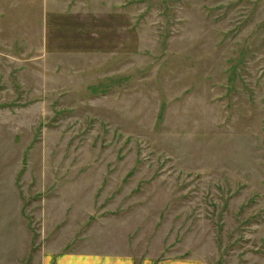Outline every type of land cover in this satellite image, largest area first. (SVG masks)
<instances>
[{"label": "rangeland", "instance_id": "1", "mask_svg": "<svg viewBox=\"0 0 264 264\" xmlns=\"http://www.w3.org/2000/svg\"><path fill=\"white\" fill-rule=\"evenodd\" d=\"M49 253L264 264V0H0V264Z\"/></svg>", "mask_w": 264, "mask_h": 264}, {"label": "crops", "instance_id": "2", "mask_svg": "<svg viewBox=\"0 0 264 264\" xmlns=\"http://www.w3.org/2000/svg\"><path fill=\"white\" fill-rule=\"evenodd\" d=\"M64 254H65L64 256L60 257L59 256L60 254L49 253L44 258V264H69L67 262L68 259H69L68 261H70V264H73V258L72 257L69 258L68 256L70 253L68 254L64 253ZM102 255H103L102 257L90 255L88 258H84V261H80L77 264H122V259L121 256L119 255H116V257L112 256L110 253H105ZM95 257L97 261L95 260ZM132 262L134 264V260L130 259V263Z\"/></svg>", "mask_w": 264, "mask_h": 264}]
</instances>
